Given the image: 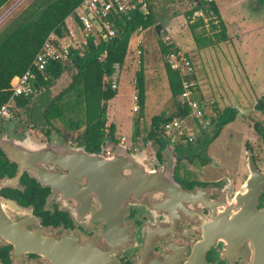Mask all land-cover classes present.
<instances>
[{
	"label": "flooded vegetation",
	"instance_id": "1",
	"mask_svg": "<svg viewBox=\"0 0 264 264\" xmlns=\"http://www.w3.org/2000/svg\"><path fill=\"white\" fill-rule=\"evenodd\" d=\"M30 102L21 107L12 99L8 116H0V264H264V179L256 204H230L249 171L233 166L219 175L220 166L211 165L207 150L217 126L159 128L161 143L127 146L114 136L96 149L80 141V129H43ZM254 132L258 140L246 141L245 152L264 177V128ZM117 145L149 174H171L192 197L183 207L171 200L158 208L103 209L79 155L109 160Z\"/></svg>",
	"mask_w": 264,
	"mask_h": 264
},
{
	"label": "rangeland",
	"instance_id": "2",
	"mask_svg": "<svg viewBox=\"0 0 264 264\" xmlns=\"http://www.w3.org/2000/svg\"><path fill=\"white\" fill-rule=\"evenodd\" d=\"M212 1L218 8L228 39L218 42L213 37L211 45L200 48L192 38L189 25L202 17L205 26L197 28L196 32L209 37L214 33L209 25L210 20L215 22L216 19L201 12L187 18L186 12L195 7L194 0H152L159 22L157 25L161 27L160 37L155 34L154 26L131 36L124 64L115 69L117 95L106 104V126L114 125L115 136L123 138L129 146L134 140L144 141L148 137L154 116L163 112L175 115L176 107L172 103L164 68V59L168 63V57L163 59L160 53V38L163 44H174L190 60L193 71L189 79L195 76V80L192 79L195 82V98L204 106L206 121L211 123L218 111L236 109L234 122L221 130L218 138L207 150V158L209 161L215 160L211 165L220 166L219 175H224L225 172L229 174L233 166L238 173L245 174V142L258 140L254 132L256 125L264 128V5L257 8L255 0ZM30 2L31 0H9L0 9V34L16 18L15 15L5 21L7 13L18 5V11L23 10ZM73 21L71 15L66 23L72 26ZM141 68L145 86V107L142 115L134 101L135 75ZM179 74L180 77L184 76L182 71ZM70 81V74L65 72L50 87V91L35 92L28 106L33 109L34 115L38 117L43 105L57 97ZM135 106L138 107L137 111L133 110ZM77 109V113L67 115L64 121H82L83 108L78 106ZM22 120L29 124L27 116L23 115ZM37 123L43 129L52 128L44 124L42 119ZM53 127L63 133H74L68 130L63 121L54 122ZM82 131L83 126L79 132ZM135 133L138 135L135 136ZM37 134L36 131V138L39 139L41 136ZM107 148L113 153L111 147ZM154 207L160 206L151 208Z\"/></svg>",
	"mask_w": 264,
	"mask_h": 264
},
{
	"label": "trees",
	"instance_id": "3",
	"mask_svg": "<svg viewBox=\"0 0 264 264\" xmlns=\"http://www.w3.org/2000/svg\"><path fill=\"white\" fill-rule=\"evenodd\" d=\"M8 1L0 0V9ZM83 1L31 0L26 8L19 11L16 8L6 17L5 21L16 15V18L0 34V107L12 97L10 87L12 78L21 76L29 68L49 36L54 35L59 39L66 38L69 34L66 20L71 15L77 26L80 27L75 10ZM146 3L147 14L137 10L128 15L111 14L108 20L112 24L111 30L114 32L112 36L104 37L98 34L95 38L91 35L87 37L85 45H80L77 48L72 47L68 60L50 62L45 70L36 72L33 88L35 92L39 91V93L42 90L46 91L50 84L60 79L65 72H68L71 77V81L65 89L44 106L41 115L46 125L53 127L54 122L63 121L68 130L72 131L83 126L80 141L96 149H99L98 146L101 144L112 143L115 136V126H106V104L117 95L116 90L111 87L115 67L123 66L131 36L135 32L153 26L156 34L155 26L159 23L152 0H146ZM194 3L195 7L186 12L187 18L190 19L194 13L201 12L203 15H210L212 19H216L215 22L210 20L209 25L214 33L209 37L196 32L197 28L205 26L202 17L189 25L195 43L203 48L211 45L213 37L218 42L226 41L228 39L226 27L220 19L216 4L206 0H194ZM255 5L260 8L264 5V0H255ZM158 45L163 59L171 53L179 51L174 44H163L160 38ZM164 68L176 112L174 116L163 112L151 119L149 135L145 140L156 139L159 143H161V139L155 136L158 134L159 128L164 131L167 123L173 119H183L189 113L185 105L182 106L179 101L183 92L179 72L172 70L165 59ZM192 79L195 80V76H192ZM135 91L139 112L142 115L145 107L144 72L142 68L135 75ZM13 99L16 105L24 107L31 101L32 96L30 98L19 96ZM59 102L61 103L59 104ZM78 106L83 108L84 119L76 122L64 121L67 115L73 112L77 113ZM236 114L237 111L234 108H226L216 112V118L211 121V124L217 126L214 135L219 136L226 125L234 122ZM256 129L259 133L261 132V128L257 125ZM137 135L135 133V136Z\"/></svg>",
	"mask_w": 264,
	"mask_h": 264
},
{
	"label": "built area",
	"instance_id": "4",
	"mask_svg": "<svg viewBox=\"0 0 264 264\" xmlns=\"http://www.w3.org/2000/svg\"><path fill=\"white\" fill-rule=\"evenodd\" d=\"M140 11L147 14L146 0H84L81 5L75 10L76 17L80 22L78 32L81 40L69 32L65 40L56 38L54 35L44 42L43 46L36 54L29 68L21 75L15 76L10 82L12 97L10 100L0 107V116L7 117L11 101L14 97H29L35 93L33 83L36 80V72H42L50 62L68 60L72 47L77 48L80 45L86 44V39L89 36L100 34L104 37L112 36V24L108 20L111 14L128 15L134 11ZM92 17L97 21L94 24ZM168 57V64L172 70L182 71L184 76H181L183 92L179 97L182 106L188 109L189 113L183 119H173L165 125V130L170 132L177 131H193L199 127L208 125L205 120V110L203 104L195 98V82L189 79L193 71V66L190 65V60L184 53H171ZM116 69V67H115ZM115 74L112 75V89L116 90ZM134 101L137 102L136 96ZM134 111L138 107L133 108ZM173 135V134H172ZM105 153L108 157L112 155L107 148Z\"/></svg>",
	"mask_w": 264,
	"mask_h": 264
},
{
	"label": "water",
	"instance_id": "5",
	"mask_svg": "<svg viewBox=\"0 0 264 264\" xmlns=\"http://www.w3.org/2000/svg\"><path fill=\"white\" fill-rule=\"evenodd\" d=\"M95 25L97 21L92 17ZM155 31L160 37L161 27L156 25ZM78 152V151H74ZM79 155L89 170L90 190L101 203L102 208L114 211L125 204L140 205L147 208L165 206L174 200L176 205L183 207L193 193L187 192L177 184L170 175L153 176L145 167L136 164L125 156L124 147L117 145L111 159L105 160L97 155H88L82 151ZM246 166L249 178L242 191L230 201V204L248 206L257 203V196L262 189L263 175L254 166L252 156L247 153Z\"/></svg>",
	"mask_w": 264,
	"mask_h": 264
},
{
	"label": "crops",
	"instance_id": "6",
	"mask_svg": "<svg viewBox=\"0 0 264 264\" xmlns=\"http://www.w3.org/2000/svg\"><path fill=\"white\" fill-rule=\"evenodd\" d=\"M209 1H212V0H209ZM17 6V5H16ZM19 6V5H18ZM17 6V7H18ZM17 7H15V8H17ZM15 8H13V9H15ZM13 9L11 10V11H13ZM11 11L9 12V13H7V15L5 16V18L9 15V14H11ZM8 12V11H7ZM74 23L72 24V26H69L67 23H66V27H67V30H68V32H71L72 34H74L77 38H78V36H79V32H78V26H77V24L75 23V21H73ZM67 37H68V35H67ZM66 37V38H67ZM66 38H63V39H61V40H65ZM108 125V124H107Z\"/></svg>",
	"mask_w": 264,
	"mask_h": 264
}]
</instances>
